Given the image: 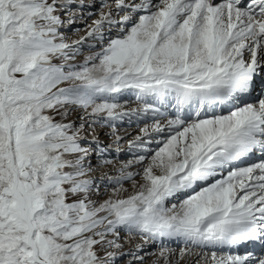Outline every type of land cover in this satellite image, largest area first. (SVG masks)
Returning <instances> with one entry per match:
<instances>
[{"label": "bare ground", "instance_id": "bare-ground-1", "mask_svg": "<svg viewBox=\"0 0 264 264\" xmlns=\"http://www.w3.org/2000/svg\"><path fill=\"white\" fill-rule=\"evenodd\" d=\"M3 1L14 3L9 7L28 26L37 18L51 17L48 9L37 8L36 0ZM104 1L107 0L81 1L88 4L78 11L81 17L88 20L99 13L82 37L91 38L95 29L105 26V31H99L101 41L112 38L122 42L119 48L106 42V60L90 69L91 81L85 91L88 101L83 97L85 104L77 107H82L87 115H102V124H110L106 115L124 122L119 136L110 137L105 144L114 149L117 141L128 138L117 152L121 158L139 156L111 162V167L105 166L103 172L105 176L112 172L123 174L126 169L123 177L140 174L141 179L115 189L119 192L110 195L113 199L109 215L95 229L89 228L84 238L93 231L118 227L117 221L123 216L132 215L134 219L135 215L146 214L148 222H155L153 230L136 229L143 236L128 237L113 252L115 259L128 256L123 264L143 262L148 257L155 260L156 255L161 257L159 264H193L197 259L196 264H264V86H258L264 84V5L254 7L247 0H109L113 1L111 7L98 11ZM122 10L126 16L123 17L124 12L118 17ZM135 14H139V23L133 28L125 27L132 20L136 22ZM83 23L74 20L64 27H71L69 30L77 34ZM24 38L30 43L18 48L16 55L19 62L29 67L46 60L45 54L55 47L32 44L37 38L30 31ZM161 48L172 56L159 60ZM54 78L64 79L62 74ZM63 85L60 82L57 90ZM239 88L249 95L243 97L240 105L224 101L239 94ZM131 91L138 92L133 100ZM99 92L107 94L100 97ZM97 98L103 103H94ZM139 114L144 116L142 121L164 117L153 124L130 125L136 123L131 117ZM116 130L108 129L105 137ZM154 135L160 137L156 149L147 148L143 156L135 153L139 146L153 141ZM30 142L27 135V154L54 151L38 150ZM5 146L7 136L0 132V151ZM248 146L237 161L234 152ZM2 167L0 160V174L4 176ZM119 176L111 178L118 181ZM186 190L189 196L184 199ZM98 192L99 189L94 190L93 197ZM104 192L105 189L100 194ZM172 193L173 202L164 210L157 209ZM85 205L90 214L92 204L85 201ZM80 207L85 213L84 205ZM184 223L188 227H182ZM240 236L244 238L241 242L232 243ZM116 238L118 233L102 242L115 243ZM180 238L189 247L173 246ZM10 244L13 254L15 243ZM4 246L6 241L0 239V264H6L7 256L4 259L1 255ZM98 254L101 255L100 250ZM84 257L82 264H87L94 255L87 251Z\"/></svg>", "mask_w": 264, "mask_h": 264}, {"label": "rangeland", "instance_id": "rangeland-1", "mask_svg": "<svg viewBox=\"0 0 264 264\" xmlns=\"http://www.w3.org/2000/svg\"><path fill=\"white\" fill-rule=\"evenodd\" d=\"M36 1L37 8L48 9L51 17L37 18L36 22L28 26L21 18L15 16L9 7L14 3L0 0V132L6 134L8 141V146L0 151V160L4 166L2 172H5L4 176L0 174V239L6 241L5 250L1 255L4 259L7 256L6 264H82L84 253L88 251L94 257L88 260L87 264H123L128 256L123 255L115 259L112 257L113 252L128 237L143 236L136 233V229L153 230L155 222H148L146 214L135 215L134 219L132 215L123 216L117 221L118 227L110 226L106 230L93 231L88 237L84 236L89 233V228L95 229L109 215L112 196L119 192L115 189L141 179L140 174L131 178L123 177L126 169L122 170L123 174L112 172L105 176L103 168L111 167V162L126 161L139 155L121 158L117 152L126 145L128 138L117 141L114 149L105 144L110 137L119 136V128L124 122L106 115L110 124H102L99 122L102 115H87L85 110H81L82 107H77L84 105V100L88 101L89 95H86L85 91L91 81L90 69L98 62L106 60V42L109 41L111 45L119 48L122 41L112 38L101 41L98 35L102 34H99V31H105V26L95 29L93 37L83 39L89 24H92V20L99 14L95 12L88 20L81 17L78 11L84 10L83 6L88 5L81 2L85 0ZM112 2H102L97 10H106L107 7L109 9ZM123 13V17L126 16V11L122 10L117 13L118 17ZM133 16L137 23L132 20L131 24H126L125 27L133 28L139 23V14ZM74 20L85 22L78 28V35L73 33L76 31L69 30L71 27H64ZM28 31L37 38L32 44L55 46L45 54L46 60L31 67L19 62L16 55L18 48L29 45L30 42L24 38ZM114 33L116 30L111 35L114 36ZM76 41L77 44H71ZM161 49L157 54L159 60H167L172 56L166 48ZM57 74H62L63 81H58L57 78L55 80L54 76L57 77ZM76 74L79 76H75ZM261 76H264V73ZM60 82L64 85L59 91L57 88ZM258 86L263 87L264 84L260 83ZM99 94L101 97L107 92ZM137 94L135 91L130 92L132 100ZM117 98L119 100L120 96ZM102 101L97 98L93 102L103 103ZM163 117L142 121L144 116L139 114L131 117L136 123L130 122V125L139 127L142 124H153ZM110 128L117 130L105 137ZM27 135L30 136L31 145H35L38 150L50 148L54 151L41 154L25 153ZM98 136L102 140H99ZM158 138L159 135H154L153 141L139 146L142 150L138 148L135 153L143 156V151L147 148L156 149ZM100 174L103 176L99 177ZM112 176H119V180H113ZM199 176L192 178L188 187ZM98 189L100 192L105 189L104 194L98 192L93 197L92 192ZM187 190L184 199L189 196ZM172 199H175V193L165 199L162 205L157 206V209L164 210L173 202ZM85 201L92 204L90 210L88 209L90 214L86 212ZM96 202L100 205L97 206ZM82 204L85 213L81 212ZM182 227L188 226L184 223ZM73 229L75 232H72ZM115 233H118L115 243L102 242ZM76 236L81 237L78 239ZM98 237L101 239L97 242ZM10 242L15 243L13 254L10 252ZM184 242V238H180L173 246L180 249L184 244L189 247L188 242ZM133 246L135 247L132 243L130 247ZM159 248L155 247V250ZM180 254L184 255L185 252L180 251ZM150 259L151 257H148L143 262L134 264H145L146 261L149 264L161 263V257L158 255L155 260ZM197 261L198 259L193 260V264Z\"/></svg>", "mask_w": 264, "mask_h": 264}]
</instances>
